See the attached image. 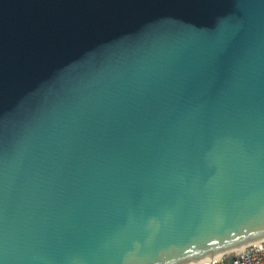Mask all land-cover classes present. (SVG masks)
<instances>
[{
	"label": "water",
	"instance_id": "obj_1",
	"mask_svg": "<svg viewBox=\"0 0 264 264\" xmlns=\"http://www.w3.org/2000/svg\"><path fill=\"white\" fill-rule=\"evenodd\" d=\"M261 240L264 0H0V264Z\"/></svg>",
	"mask_w": 264,
	"mask_h": 264
},
{
	"label": "built area",
	"instance_id": "obj_2",
	"mask_svg": "<svg viewBox=\"0 0 264 264\" xmlns=\"http://www.w3.org/2000/svg\"><path fill=\"white\" fill-rule=\"evenodd\" d=\"M196 264H264V240L249 244L237 251H229Z\"/></svg>",
	"mask_w": 264,
	"mask_h": 264
},
{
	"label": "bare ground",
	"instance_id": "obj_3",
	"mask_svg": "<svg viewBox=\"0 0 264 264\" xmlns=\"http://www.w3.org/2000/svg\"><path fill=\"white\" fill-rule=\"evenodd\" d=\"M242 248V247H241ZM240 248H238V249H235L234 251H237V250H239ZM191 264H196V262H194V263H191Z\"/></svg>",
	"mask_w": 264,
	"mask_h": 264
}]
</instances>
